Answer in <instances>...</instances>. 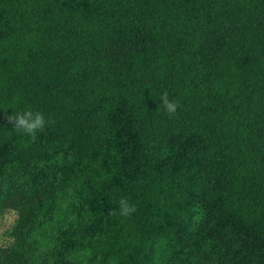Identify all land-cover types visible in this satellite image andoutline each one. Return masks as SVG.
<instances>
[{
  "label": "trees",
  "instance_id": "1",
  "mask_svg": "<svg viewBox=\"0 0 264 264\" xmlns=\"http://www.w3.org/2000/svg\"><path fill=\"white\" fill-rule=\"evenodd\" d=\"M59 161L7 264H194L205 199L264 241V0H0V185Z\"/></svg>",
  "mask_w": 264,
  "mask_h": 264
},
{
  "label": "rangeland",
  "instance_id": "2",
  "mask_svg": "<svg viewBox=\"0 0 264 264\" xmlns=\"http://www.w3.org/2000/svg\"><path fill=\"white\" fill-rule=\"evenodd\" d=\"M176 142V141H175ZM180 154L171 164L173 168L187 158L193 141L179 140ZM61 162L55 173L43 169L35 174H23L12 189L0 185V262L7 264L13 239L8 231L14 228L23 211H30L35 202L41 200L47 190L56 184ZM203 209L196 218L197 228L191 233H182L179 242L183 248L199 250L194 264H252L254 260H264V241L246 237L236 225L221 222L217 218L219 202L205 199ZM161 228H157L160 232Z\"/></svg>",
  "mask_w": 264,
  "mask_h": 264
},
{
  "label": "clouds",
  "instance_id": "3",
  "mask_svg": "<svg viewBox=\"0 0 264 264\" xmlns=\"http://www.w3.org/2000/svg\"><path fill=\"white\" fill-rule=\"evenodd\" d=\"M163 107L169 114H173L176 111L177 104L167 99L166 96L161 97ZM8 121L14 122V130H18L23 134H26L33 139L36 133L43 130L45 127V115L40 111H33L31 109H25L23 111L12 112L7 116ZM119 212L123 216L130 215L135 211V205L130 204L126 198L121 197L118 201Z\"/></svg>",
  "mask_w": 264,
  "mask_h": 264
}]
</instances>
